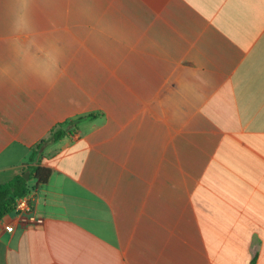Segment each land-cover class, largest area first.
Here are the masks:
<instances>
[{"label": "crops", "instance_id": "crops-1", "mask_svg": "<svg viewBox=\"0 0 264 264\" xmlns=\"http://www.w3.org/2000/svg\"><path fill=\"white\" fill-rule=\"evenodd\" d=\"M31 17L23 61L50 84L0 79V184L67 134L29 180L44 224L7 214L0 264H264V0H33Z\"/></svg>", "mask_w": 264, "mask_h": 264}, {"label": "clouds", "instance_id": "clouds-1", "mask_svg": "<svg viewBox=\"0 0 264 264\" xmlns=\"http://www.w3.org/2000/svg\"><path fill=\"white\" fill-rule=\"evenodd\" d=\"M32 3L33 0H6L5 2L6 34L4 43L7 48V56L0 58V79L16 83L17 76H34L47 86L50 84L49 77L43 74L37 76L36 73L29 72L22 57V50L35 31L31 17ZM103 27L105 32L111 29L107 22ZM57 66H59V57Z\"/></svg>", "mask_w": 264, "mask_h": 264}, {"label": "trees", "instance_id": "trees-1", "mask_svg": "<svg viewBox=\"0 0 264 264\" xmlns=\"http://www.w3.org/2000/svg\"><path fill=\"white\" fill-rule=\"evenodd\" d=\"M67 131L59 130L54 132L51 137L43 141L38 149L34 150L27 166V170L31 171L30 180H36L37 186L45 185L50 179L52 170L42 165V152L46 146L61 140ZM23 175L15 176L14 179L7 183L0 184V221L11 214L15 208L16 200L19 197L25 196L30 188L29 181L22 177Z\"/></svg>", "mask_w": 264, "mask_h": 264}, {"label": "built area", "instance_id": "built-area-1", "mask_svg": "<svg viewBox=\"0 0 264 264\" xmlns=\"http://www.w3.org/2000/svg\"><path fill=\"white\" fill-rule=\"evenodd\" d=\"M33 200V189H30L25 196L19 197L16 200L15 208L11 214H13L22 225L40 226L44 224V219L38 216L35 210Z\"/></svg>", "mask_w": 264, "mask_h": 264}, {"label": "water", "instance_id": "water-1", "mask_svg": "<svg viewBox=\"0 0 264 264\" xmlns=\"http://www.w3.org/2000/svg\"><path fill=\"white\" fill-rule=\"evenodd\" d=\"M30 175H31V174H30V171H27L26 173L23 174L22 177H23L24 179H26L27 181H29V180H30V177H29Z\"/></svg>", "mask_w": 264, "mask_h": 264}]
</instances>
